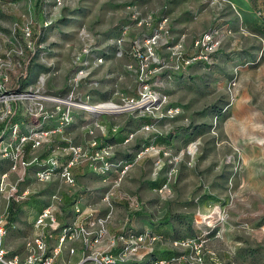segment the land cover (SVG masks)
Segmentation results:
<instances>
[{
    "label": "rangeland",
    "instance_id": "rangeland-1",
    "mask_svg": "<svg viewBox=\"0 0 264 264\" xmlns=\"http://www.w3.org/2000/svg\"><path fill=\"white\" fill-rule=\"evenodd\" d=\"M209 1L0 0V74L8 72L6 90L32 87L36 95H65L67 76L75 67L83 42L82 27L102 40L103 35L127 22L133 9L143 14L161 11L169 19L174 38L181 39L192 53V40L212 26L213 17L217 15L216 21L229 29L230 35L225 38L216 63L210 67L194 63L185 72L178 73L162 70L160 84L154 86L159 87L165 98L159 107L161 116L153 120V130L149 133L143 132L141 125L136 126L133 138L128 141L130 147L135 148L156 134L167 136L177 131L178 137L169 145V155L161 157V164L155 165L150 159L153 171L167 177L169 190H151L144 195L141 187H126L121 180L117 189L134 194L142 203L141 209L129 212L123 202L108 205L101 197L97 202L85 203L93 204L96 211L107 210L101 215L97 213L98 216L110 211L108 227L118 229L116 231L122 229L127 220L137 230L154 228L164 221V226L182 235L198 229L195 220L202 226V222L210 223L213 221L210 219L220 217L215 228L220 236L211 235L208 246L232 264H264V232L261 230L264 225V35L252 26L239 24L235 10L229 15L228 8L232 6L227 0L219 8ZM26 28L30 36H26ZM234 36L239 40L233 46ZM8 53L11 65L1 56ZM162 54L167 61L165 50ZM28 59L25 75L23 63ZM129 63L135 64V61L113 54L106 57L92 72L94 79L100 81L93 86L94 99H105L115 92L122 96L136 93L135 72L126 68ZM14 64L12 71L10 67ZM18 85L23 87L19 89ZM29 102L32 101L14 103L22 116ZM3 110L4 105L0 103V112ZM105 117L119 125L124 122V117ZM77 120L66 134L75 142L86 137ZM188 128L189 133L193 131V137L184 139L182 134ZM188 145L193 149L190 153ZM28 149L29 145L25 147L26 157ZM41 152V147L34 148L32 158ZM173 156L178 160L170 163ZM2 159L0 155V173L9 170L8 162ZM34 169L31 166L25 170L19 181V193L26 190V196L19 198L15 205H9L5 192L0 193V217L12 220V228L5 225L4 235V246L9 252L23 251L26 241L36 232L33 209L39 210L42 202L49 201L54 194L59 198L64 194L93 192L101 195L112 185L101 178L98 179L101 184H94L93 178L88 182L80 179L85 183L82 189L77 180L74 186L57 178L40 182L34 176ZM18 173L21 170L9 171V179L16 180ZM78 254L72 255L70 260H77ZM55 264L64 262L60 258Z\"/></svg>",
    "mask_w": 264,
    "mask_h": 264
},
{
    "label": "built area",
    "instance_id": "built-area-1",
    "mask_svg": "<svg viewBox=\"0 0 264 264\" xmlns=\"http://www.w3.org/2000/svg\"><path fill=\"white\" fill-rule=\"evenodd\" d=\"M224 1L226 0L209 2L219 8ZM257 14H260L259 10ZM216 16L213 17L212 26L192 40V53L188 52L181 39L174 38L169 19L161 11L151 10L143 14L133 9L128 21L103 35L102 40L82 27L80 34L83 42L75 59V67L67 76L65 95H36L32 87L20 91L6 90L8 72L1 73L0 103L4 105V110L0 112V155L2 158L7 157L10 164L9 170L0 173V191L5 192L7 199L14 194L16 198L25 197L26 190L19 193L18 183L30 166L35 167L34 176L40 182L57 178L74 186L76 177L71 169L84 165L99 175L103 182L112 183L101 194L103 202L108 205L123 202L129 212L141 209L142 203L134 194L117 189L132 162L128 159H116L117 143L110 142L107 137L115 134L120 125L102 117L126 115L131 118H150L151 122H143L140 129L151 132L153 120L161 116L158 113L159 107L165 101L159 87H154L160 84L162 70L178 73L185 72L194 63L207 67L216 63L223 42L230 35V30L216 21ZM134 30L136 32L132 33ZM25 34L30 36V30L26 28ZM238 40L235 36L232 37L233 46ZM164 50L167 61L162 54ZM109 54L135 61V64L126 65L128 70L135 72L134 95L122 96L115 92L105 99H94L92 89L100 81L94 79L92 72L106 61ZM3 58L11 65L9 53ZM19 64L21 65L20 62ZM14 66L15 64L10 70L14 71ZM39 80L43 82V79ZM18 100L32 101L28 103L24 113L30 119L29 122L22 119L10 122L17 113L14 103ZM78 111L84 113L81 126L86 137L75 142L58 136L75 122ZM50 121H54V124L48 126ZM133 136L134 132L128 131L123 143H127ZM60 141H65V144ZM28 142L32 150L41 147L42 152H48L47 156L40 158L38 154L25 160L23 149ZM189 146L188 153L193 151ZM168 148L169 145L153 144V138L146 139L136 147L134 156L136 159L146 156L155 165H159L161 157L169 155ZM177 160L173 156L169 162ZM13 170H21V173H18L16 180L11 181L8 172ZM172 171L173 168L169 173ZM113 174L116 176L113 177ZM165 190H169L168 179L159 189L160 192ZM59 200L57 194H54L36 212L33 219L36 232L26 241L21 252H9L4 246L6 229L4 219L0 217V264H55L60 258L64 264H232L228 258L220 257L208 246V234L221 221L220 217L210 219L213 220L210 223L202 222L208 229H202L199 235L166 239L150 228L134 229L128 220L119 231H111L108 227L110 211L102 216L90 211L82 220L80 216L84 212L75 206L70 211L71 217L66 219V211L58 205ZM197 223L199 224L198 221ZM261 230L264 232V225ZM214 234L220 236L218 231ZM164 249L170 250L172 254L166 257L154 255L155 251ZM77 252V260L71 261V256Z\"/></svg>",
    "mask_w": 264,
    "mask_h": 264
},
{
    "label": "crops",
    "instance_id": "crops-1",
    "mask_svg": "<svg viewBox=\"0 0 264 264\" xmlns=\"http://www.w3.org/2000/svg\"><path fill=\"white\" fill-rule=\"evenodd\" d=\"M228 3L232 6L231 8H228L229 10V15L233 14L232 10H235V13L238 15L237 16V22H240L239 24H243V25H249L252 26L253 28H255V30L262 34L261 32L258 31V28H260L261 30H264V0H227ZM246 2V3H245ZM260 11V14H257V11ZM244 13H246V17L244 16ZM229 21V20H228ZM264 35V34H262ZM76 116L75 119L77 121H79L81 123L82 121V117H83V112L82 111H78L76 112ZM18 116L20 117H24V115L22 116L20 112H17ZM125 115L122 116H118L117 119H120L122 117H124ZM104 120H108L110 122L111 119L110 117H102ZM112 118V117H111ZM22 119V118H21ZM113 119V118H112ZM75 120V121H76ZM151 119L150 118H131L129 116H125L124 117V122L122 125H120V127H122L123 131L117 136V138H121V136L125 133V131H133V129L136 126H140L143 122H149ZM49 124H54V121H50V123H48L47 125L49 126ZM75 122L70 126L69 130H65L62 133H60L59 136L63 135L66 137V134L68 135L70 133V130L73 128ZM63 134V135H62ZM82 137H80L79 139H81ZM154 139V138H153ZM4 140V139H3ZM121 141V140H120ZM80 142V141H79ZM171 141V144H173ZM131 143V142H130ZM133 143V142H132ZM131 144L127 143H123V142H118L116 145V152H115V157L116 159H128L132 162V165L130 166V169L127 171V173L124 175V177L122 178V183L124 186L131 188L132 186H139L141 187L143 190V194L144 195H148L150 194L151 190H157L155 188H153L151 186V183L156 180L157 178H162L165 175L163 174H156L155 171H153V167L151 164V161L148 157H143L140 159H136L134 156L136 147H130ZM165 146V145H164ZM32 149H30L27 153L28 157H26V154H24V150H23V156L27 159H31L32 158ZM44 152H41V154H43ZM7 160V162L10 160L6 157L4 158ZM74 175L76 177L79 188H83L85 186V183H82L80 181L84 180L85 182H88V179H95V183L94 184H99L100 181L98 179H100L101 177L99 175H97L96 173L92 172L90 169H88L86 166L82 165V166H76L74 169ZM113 176V175H112ZM101 184V183H100ZM103 189V188H102ZM0 193H2L0 191ZM101 193V192H100ZM67 195L71 198L72 203H70L69 205H65L63 204V198L62 196H60V206L62 208L63 211H66V215L65 218L69 219L71 216L70 211H73V208L79 207L84 213H82V215L80 216V219H85V217L88 216V214H90V211H94L93 213L95 215H98L104 213L107 210H102L104 212H102L101 210L96 211V208L93 206V204H87L85 203L86 201H92V202H97L99 200V198L101 197V195H95V193L92 192L91 193H86V194H76V195H69V194H64ZM46 203V202H45ZM120 203V202H118ZM44 205V204H43ZM125 205V204H124ZM33 219L35 217V214L37 211L39 210H35L33 209ZM111 231H116L118 229H114V228H109Z\"/></svg>",
    "mask_w": 264,
    "mask_h": 264
},
{
    "label": "trees",
    "instance_id": "trees-1",
    "mask_svg": "<svg viewBox=\"0 0 264 264\" xmlns=\"http://www.w3.org/2000/svg\"><path fill=\"white\" fill-rule=\"evenodd\" d=\"M258 31L259 32H261L262 34H264V30H261L260 28H258ZM11 48V47H10ZM1 56L2 57H5L6 55H4V54H1ZM29 60L30 59H28L27 61V63H23V65H24V68H23V70L25 69V72H24V74L25 75H27V69H28V67H29ZM23 86L22 85H18V87L17 88H22ZM21 118H22V120H24V121H26V122H29V118H27L26 116H24V117H20V116H18V114L16 113L14 116H12V118H11V120H10V122L11 123H14L15 121H20L21 120ZM149 122H151V120L149 121ZM190 130V128H188V130L186 129L185 131H184V133L182 134V136H183V138L184 139H190V138H192L193 137V135H191V134H193V131L191 132V133H189L188 131ZM123 130H122V127H119V129H118V131L115 133V134H113V135H109V137H107V139L110 141V142H115V143H118V142H123V140H124V138H125V136H126V133H127V131H125V133L121 136V138H117V136L122 132ZM178 137V133H177V131H173L171 134H169V135H167V136H161V135H155V137H154V139H153V144H156V142L159 144V143H162L163 145H165V146H167V145H171V141H173V140H175L176 138ZM121 140V141H120ZM60 143H62V144H65V141H60ZM158 144H156V145H158ZM27 145H29V149L27 150V152L31 149V145H30V143L28 142V143H26L25 144V146H24V154H25V147L27 146ZM47 153L48 152H44L43 154H41L40 155V158H44L45 156H47ZM23 158L25 159V160H28L27 158H25L24 156H23ZM2 160H4V163H5V161H7L6 159H2ZM9 161H8V166H9ZM31 167V166H30ZM76 166H74V167H72V171H73V169L75 168ZM73 173H74V171H73ZM116 175L115 174H113V177H115ZM165 183H167V177L166 176H164V177H162V178H157L156 180H154L152 183H151V186L153 187V188H155V189H157V190H159ZM16 195L14 194V196L13 197H11L9 200V205H15V203H16V201H18V199L19 198H16L15 197ZM62 198H63V204H65V205H69L70 203H72V200H71V198L69 197V196H67V195H62ZM43 204H45V202H42V205H41V207L43 206ZM9 207V206H8ZM135 212V211H134ZM10 213H12L11 211H10ZM179 217V216H178ZM180 218V222H183V221H181V217H179ZM11 217L7 220H4V224L7 226V228L8 229H10V228H12V225H11ZM168 221L169 220H166L165 221V223L167 222L168 223ZM196 221V220H195ZM164 224V221H162L159 225H157V227H154V228H150V229H152L153 231H155L156 233H158V234H162L166 239H175V238H179V237H184V236H196V235H199V234H201L202 233V229H208L207 227H205L204 225H198V223H197V221L195 222V224H196V226L198 227V229L196 230V229H192V231H191V233H189V234H182V235H179L178 233H177V230H174V228H169V227H166V226H164L163 225ZM216 231V229H212L211 231H210V233L208 234V236H211V235H214V232ZM172 254V252L170 251V250H168V249H164V250H159V251H155V253H154V255H156V256H164V257H166V256H169V255H171Z\"/></svg>",
    "mask_w": 264,
    "mask_h": 264
},
{
    "label": "water",
    "instance_id": "water-1",
    "mask_svg": "<svg viewBox=\"0 0 264 264\" xmlns=\"http://www.w3.org/2000/svg\"><path fill=\"white\" fill-rule=\"evenodd\" d=\"M240 167H241V164H240V166L238 168V175L240 174V170H241Z\"/></svg>",
    "mask_w": 264,
    "mask_h": 264
}]
</instances>
